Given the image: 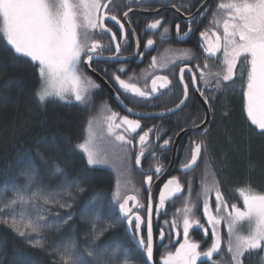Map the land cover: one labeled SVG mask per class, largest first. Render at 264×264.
I'll return each instance as SVG.
<instances>
[{
    "label": "snow or ice",
    "instance_id": "obj_1",
    "mask_svg": "<svg viewBox=\"0 0 264 264\" xmlns=\"http://www.w3.org/2000/svg\"><path fill=\"white\" fill-rule=\"evenodd\" d=\"M115 6V0H0V32L6 43L11 46L14 54L19 58H30V62L36 67L43 87L37 93L38 100L43 103L49 101L50 97H58L64 103H74L87 107L92 103L91 90L98 89L99 85L94 83L90 77L81 72V65L91 67V64L102 58L104 51H112L114 54L110 59L116 62H123L120 57L121 42L127 43V32L131 29V22L127 20L128 14L132 11L123 12L124 21H121L109 6ZM197 13L186 17V29L181 31L180 24H175L177 36L189 38L194 33L192 25L197 23V17H203L210 11V5L206 2L201 4ZM213 19L210 22L211 37L209 31L199 33L202 42V50L206 57L216 59L219 64L218 71H213L208 64L207 58L203 67L199 63L195 70L190 67V61L185 62L183 67H178L177 82L182 89L183 98L174 109L168 112H175L185 105L189 100V87L202 98L208 113H213V103L216 99L213 92H221L226 85H231L237 78L245 80L243 95L246 100V111L251 122L264 134V0H227L217 5V11L212 13ZM114 22L121 33L120 40H117V33L113 32L105 21ZM125 23L129 29H125ZM162 38L170 34V28L163 18L155 19L146 25L148 30H160ZM219 29V30H217ZM108 34L110 45L104 44L101 40L95 39L97 35ZM206 42V43H204ZM156 45L154 39H147L144 47L152 50ZM219 54V56L217 55ZM137 55L142 59L144 52L139 51V39L137 38ZM151 66L158 67L156 57L151 58ZM245 66L246 71L238 68ZM119 73L126 74V69H117ZM188 79L185 80V73ZM114 82L126 94L145 100L154 97L162 89H168L172 80L166 75H156L151 79L150 86L144 89L135 83L121 79L120 75L112 74ZM199 77V82L197 81ZM66 85L68 87H66ZM205 90L210 94L205 95ZM119 100V93L116 94ZM128 111H132L128 109ZM140 115L139 113H136ZM119 114L112 112L107 119V133L113 138L114 145L121 151H127L129 147L138 148L136 164L139 166L141 158L149 151L150 133L154 134V128L138 133L141 129L140 120L129 119L128 116L119 117ZM211 123L206 114L200 125H194L204 133ZM201 125L203 126L201 128ZM90 136L88 140L77 145L79 150L86 153V161L90 167L105 165L108 159L95 151L92 143L91 128L92 121H89ZM185 131V129H181ZM127 133H135L138 136L136 144L128 138ZM160 136L156 135V140ZM172 138L163 140L159 145L160 150L169 148ZM193 145L190 159L182 164L181 170L187 171L197 164L201 157L203 142L191 141ZM154 159L159 160L155 150L149 153ZM143 172V169H140ZM165 165L156 164L150 168L159 180L161 175L167 172ZM55 174L61 175L65 185L71 186L74 181H68L66 174L58 167ZM154 175L145 176V191L148 193L147 205L141 204L136 195H122L120 181L117 179L115 191L111 200L118 209L119 215L114 222L104 223L99 213H93L91 219L85 222L88 225L90 236L85 237L86 248L84 253L78 251L74 243L62 245L59 251L53 254L60 258L61 264H121L118 251L108 252L98 250L97 242L105 232L124 223L131 237L141 250L144 264H156L153 260L154 234H153V201L152 188ZM191 182H189V196L185 199L182 209L173 213L171 220H164L158 226L156 239L163 244L167 238L169 244L173 241L182 242L175 252H168L162 257V264H197L201 258H206L210 264H219L213 260L214 254L220 253L222 244L225 243L222 230L226 228L227 241L226 250L230 254L232 264H244L245 253L251 250L264 251V193H256L250 185L237 189L242 198L243 207L237 204H229L221 190L220 182L214 181L211 187H205L202 193L198 194L201 208L191 202ZM78 192L85 191L77 185ZM184 191V185L178 177H171L162 186L155 205V216L168 215L166 205L168 202ZM66 196L63 202L58 197ZM73 194L60 190H52L47 187H38L33 178H29L25 186L17 188L13 198L5 197L3 200L4 209L15 211L17 207L22 209L21 220L27 222L18 223L15 218L0 219V223L8 225L20 237H29L32 233L41 235V242L34 246L44 247L43 230H59L66 226L73 219L71 212L67 218L60 217V223H50L49 215H53L51 205L58 204L60 208L71 209ZM133 204L130 206L129 202ZM135 209V211H134ZM143 209L145 215L140 214ZM200 211L204 217V223L197 218L195 213ZM55 215H59L55 213ZM180 220L177 221L176 217ZM207 225V226H206ZM167 229V232L165 231ZM201 230L204 236L211 234L212 242L206 250L201 251V244L190 239V232ZM91 249V250H89ZM126 256V254H125ZM122 264H130L125 258Z\"/></svg>",
    "mask_w": 264,
    "mask_h": 264
},
{
    "label": "trees",
    "instance_id": "obj_2",
    "mask_svg": "<svg viewBox=\"0 0 264 264\" xmlns=\"http://www.w3.org/2000/svg\"><path fill=\"white\" fill-rule=\"evenodd\" d=\"M42 87L30 58L17 57L0 32V219L27 222L21 220V208L4 209L3 200L13 198L30 177L38 187L70 191L75 197L71 209L50 206L54 213L48 217L50 223H60L68 212L73 219L58 231L44 229V247L34 246L41 242L40 234L20 237L0 223V264H61L53 253L62 245L74 243L84 253L85 237L91 235L85 221L93 213H99L104 223L121 215L111 200L114 176L90 167L86 153L77 148L85 142L88 107L59 99L41 103L37 93ZM242 89L222 103L211 142L220 166L221 190L235 195L230 201L239 207L243 204L237 189L250 185L264 193V134L247 119ZM57 167L75 184L66 187L63 177L55 174ZM77 185L85 191L77 194ZM66 198L58 197L62 202ZM97 244L98 250L118 251L121 264L125 258L130 264H144L123 223L105 232Z\"/></svg>",
    "mask_w": 264,
    "mask_h": 264
},
{
    "label": "flooded vegetation",
    "instance_id": "obj_3",
    "mask_svg": "<svg viewBox=\"0 0 264 264\" xmlns=\"http://www.w3.org/2000/svg\"><path fill=\"white\" fill-rule=\"evenodd\" d=\"M205 0H115V6L110 5L113 13L121 20L124 21L123 12H129L127 20L131 22V29L135 30V36L132 31L127 32V43L121 42L120 57L121 62H116L110 59L114 54V46L112 51H104L101 59L93 62L91 67L81 65V72L91 80L99 85L98 89L91 90L92 103L85 108L88 111V118L96 122L100 118H107L112 112L119 114L116 122L119 123V117L128 116L129 119L140 120L141 129L138 133L154 128V134L150 133L148 149L145 157L141 158L140 165L136 164V155L138 148L129 147L127 151H122L123 159H113V167H103L109 171L113 176L115 182L117 179L124 185L129 183L131 195L138 196L141 204L147 205L148 193L145 191V176L148 174L154 175L150 168L156 164H163L167 167V172L161 175L159 180L155 179L152 188V201H153V234H154V256L156 264H162V257L168 252H175L179 247V242H182V236L179 242L173 241L169 244L166 238L161 244L157 238L158 226L163 224L164 220H171L172 214L176 213L177 209H182L185 204L186 197L189 196L188 188L191 182V202L196 203L202 210V205L199 203L198 194L202 193L205 187H211L214 181L220 182L222 187L220 166L215 155L212 152V137L216 128V122L220 116V108L226 98L232 97L237 92L241 91L240 84L245 83V80L237 78L231 85H226L221 92H213L211 95L216 97L213 103V113H208L202 98L189 87V100L185 105L175 112H168V109H174L179 101L183 98L182 89L177 82L178 67H183L185 62L190 61V67L195 70V65L199 63L203 67V62L207 58L209 66L213 71H218L219 64L216 59L206 57L202 50V42L199 33L208 30L211 37V28L213 25L210 23L213 19L212 13L217 11V5L220 2H227V0H206L210 5V11L205 13L203 17H197V23L192 25L194 33L189 38H181L175 32V24H180L181 31L186 29L185 19L197 13V9H201V4ZM163 18L170 28V34L162 38L160 30H148L146 25L155 19ZM113 32L117 33V40H120L121 33L118 31L114 22L105 21ZM125 29H129V24L125 23ZM219 30V29H217ZM137 38L139 39V51L144 52V57L141 59L137 55ZM154 39L156 45L152 50L144 47L147 39ZM95 39L101 40L104 44L110 45V38L108 34L97 35ZM206 43V42H204ZM219 56V54H217ZM156 57L158 67L151 66V58ZM124 67L126 74L119 73L117 69ZM240 71H246L245 66L238 68V75ZM115 73L121 76L130 83L137 84L138 87L144 89L145 86H150L151 79L156 75H166L172 80V85L168 89H162L160 93L156 94L150 99H143L131 96L124 93L113 80L112 74ZM188 79L187 72L185 73V80ZM199 82V77H197ZM243 91V89H242ZM119 93V100L116 94ZM210 93L205 90V95ZM246 103V100H245ZM126 106L134 113H139L143 117L135 116L122 106ZM116 106V109L114 108ZM246 107V104H245ZM247 119L251 122L247 115ZM208 115L211 123L207 126V132L204 133L194 125H200L201 120ZM252 123V122H251ZM253 124V123H252ZM203 126L201 125V128ZM257 128V127H256ZM185 129V131H181ZM258 129V128H257ZM259 130V129H258ZM260 131V130H259ZM261 132V131H260ZM156 135L160 136L156 140ZM128 138L133 140V144L137 143L138 136L135 133H127ZM172 138V143L169 148L163 152L160 150L159 145L163 140ZM203 142L201 157L198 159L197 164L192 169L187 171L181 170L182 164L190 159L193 145L191 141ZM155 150L156 156L160 159H154L149 153ZM115 164H117L115 166ZM143 169L141 172L140 169ZM171 177H178L184 191L173 197L166 205L168 215H161L159 219L155 216V205L158 200V194L163 184ZM223 192V191H222ZM224 193V192H223ZM225 198L232 204L230 199L235 195L225 194ZM130 206L133 204L129 202ZM238 206V205H237ZM135 211V209H134ZM141 215H145L143 209L140 210ZM197 218L201 219L204 223V217L201 216L200 211L195 213ZM179 222L180 217H176ZM124 224V223H123ZM125 225V224H124ZM207 226V225H206ZM126 228V226H125ZM127 231V228H126ZM167 232V229H165ZM227 230L223 228L222 235L225 243L222 244L221 252L214 254L213 260L219 261V264H232L230 254L226 250ZM131 241L136 245V242L127 231ZM190 239L198 241L201 244V251L206 250L212 242L211 234L204 236L201 230L190 232ZM138 251L141 250L137 247ZM199 264H210L206 258H201ZM244 264H264V251L251 250L245 253Z\"/></svg>",
    "mask_w": 264,
    "mask_h": 264
},
{
    "label": "rangeland",
    "instance_id": "obj_4",
    "mask_svg": "<svg viewBox=\"0 0 264 264\" xmlns=\"http://www.w3.org/2000/svg\"><path fill=\"white\" fill-rule=\"evenodd\" d=\"M66 87H68L66 85ZM49 99H59L58 97H50ZM90 136V131H89ZM91 136L92 143L90 146L100 153L101 155H105L108 159V163L105 165H99L97 167H113V159H123L122 151L120 148L113 143V138L107 133V119L100 118L91 128ZM89 139V137H88ZM87 139V140H88ZM117 164H115L116 166ZM130 185L129 183H125L123 186H120V190L122 195H131L130 193ZM259 193V192H256Z\"/></svg>",
    "mask_w": 264,
    "mask_h": 264
},
{
    "label": "water",
    "instance_id": "obj_5",
    "mask_svg": "<svg viewBox=\"0 0 264 264\" xmlns=\"http://www.w3.org/2000/svg\"><path fill=\"white\" fill-rule=\"evenodd\" d=\"M124 108H125V110L126 111H128V108L126 107V106H124V105H122ZM129 113H131V114H133V115H135V116H138V117H143V115H137L136 113H134V112H130V111H128ZM153 260L155 261V256H154V253H153ZM200 263V261H198L197 262V264H199Z\"/></svg>",
    "mask_w": 264,
    "mask_h": 264
}]
</instances>
